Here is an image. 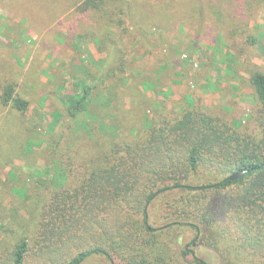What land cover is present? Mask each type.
<instances>
[{"label": "rangeland", "instance_id": "1", "mask_svg": "<svg viewBox=\"0 0 264 264\" xmlns=\"http://www.w3.org/2000/svg\"><path fill=\"white\" fill-rule=\"evenodd\" d=\"M83 1L0 0V93L4 85L17 83V93L30 101L21 112L0 100L3 258L20 237L34 239L42 219L38 205L61 206L53 201L52 171L58 164L68 180L70 166L79 168L82 162L74 156L83 148L87 129L94 135L89 144L98 165L108 161L115 143L142 144L149 121L161 115L180 119L189 110H200L240 132L263 133L264 105L251 77L264 72V0H105L101 11H84ZM120 10L127 12L123 25L114 22ZM85 83L92 86L88 110L75 120L66 96L82 93ZM213 171L209 164L201 166L194 184L228 175ZM66 176L59 181V198L65 197L60 192L66 191ZM176 195L182 191L169 190L152 200L148 216L152 226L160 227L161 239L180 250L196 236L188 222L200 223L209 213L222 221L223 209L235 200L221 191L195 194L194 213L177 212L171 226L170 219H162L161 202ZM75 204L67 203L72 214L83 206ZM82 220L74 226L65 221L59 237L79 228ZM123 220L120 254L106 245V234L93 231V240L109 253L80 264H135L147 257L144 243L127 252L128 245L150 234L141 218L133 212ZM209 236L198 239L195 253L210 264H222ZM28 264L43 263L32 255Z\"/></svg>", "mask_w": 264, "mask_h": 264}, {"label": "trees", "instance_id": "2", "mask_svg": "<svg viewBox=\"0 0 264 264\" xmlns=\"http://www.w3.org/2000/svg\"><path fill=\"white\" fill-rule=\"evenodd\" d=\"M104 3L105 0H84L81 8L101 11ZM126 13L120 10L119 14H114V22L126 23L122 16ZM251 82L264 105V72H255ZM2 89L0 100L4 106L11 105L21 112L29 109L30 101L17 93V83H8ZM91 91L92 86L85 83L82 93L66 96L70 117L77 120L81 112L88 110ZM148 127L142 144L120 146L114 142L113 154L101 165H98L95 150L92 151L93 143L89 144L94 141V135L91 130H85L81 137L83 148L80 146L74 156L76 162H82L79 168L70 166L68 180L66 174L59 171L58 164L55 172L52 171L55 174L51 182L57 188L53 201H60L61 206L57 204L55 209L45 202L39 209L38 205L42 219L34 239L20 237L10 253L5 258L1 255L0 260L6 261L5 264H28L30 256L34 255L43 264H80L93 255L109 253L105 244L93 240V231L106 234V245L120 254L117 247L126 230L123 219L134 212L150 233L146 241L128 245L127 252L143 243L146 246L147 257L135 264H181L182 259L194 264H210L198 256L194 248L198 239L209 234L222 264H264V129L261 135L240 132L221 118L200 110H189L180 119L161 115L149 121ZM207 164L216 176L228 175L194 184L201 166ZM48 170L47 167L45 172ZM242 171L239 178H230ZM62 175L66 176L67 192H60L65 197L59 198ZM169 190L182 191L181 196H171L161 202L165 208L162 219H170L171 226L177 223V212L194 213L195 194L221 191L235 200L223 209L222 221L210 218L209 213L200 223L188 222L196 236L180 250L171 240L161 239L156 233L160 227L152 226L148 216L151 201ZM189 199L191 203H187ZM69 201L76 203L74 206L83 205L77 219L74 216L78 212L72 214L67 209ZM91 210L97 212L90 214ZM79 219H83L79 228L71 227L67 236L59 237V228L67 227H62L65 221L74 226Z\"/></svg>", "mask_w": 264, "mask_h": 264}, {"label": "water", "instance_id": "3", "mask_svg": "<svg viewBox=\"0 0 264 264\" xmlns=\"http://www.w3.org/2000/svg\"><path fill=\"white\" fill-rule=\"evenodd\" d=\"M243 172L244 171L239 172V173H236V174H232V175H230V178L231 179H237V178H239L243 174Z\"/></svg>", "mask_w": 264, "mask_h": 264}]
</instances>
